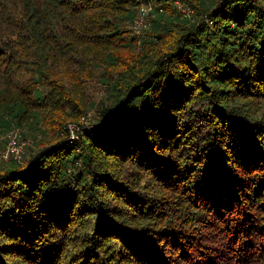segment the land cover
<instances>
[{"label":"trees","instance_id":"16d2710c","mask_svg":"<svg viewBox=\"0 0 264 264\" xmlns=\"http://www.w3.org/2000/svg\"><path fill=\"white\" fill-rule=\"evenodd\" d=\"M150 1L0 0V264H264V0Z\"/></svg>","mask_w":264,"mask_h":264},{"label":"built area","instance_id":"2783aa9c","mask_svg":"<svg viewBox=\"0 0 264 264\" xmlns=\"http://www.w3.org/2000/svg\"><path fill=\"white\" fill-rule=\"evenodd\" d=\"M174 7L185 17H190L192 11L185 7L180 0H174ZM153 4L150 0H138L137 4V15L133 20L130 30L132 31L133 37L137 40V46L139 47L142 41L143 33L150 26V18L153 12ZM93 129L92 123L89 119H83L81 126L68 125V142H73L77 140L78 133L80 131ZM18 137V132L14 131L8 134L9 144L8 149L3 155V159L7 160L9 155H12L14 159L18 162L22 161L23 148L22 145L18 146L15 139Z\"/></svg>","mask_w":264,"mask_h":264},{"label":"rangeland","instance_id":"374dc122","mask_svg":"<svg viewBox=\"0 0 264 264\" xmlns=\"http://www.w3.org/2000/svg\"><path fill=\"white\" fill-rule=\"evenodd\" d=\"M136 2L138 4V0H136ZM172 4L174 5V0H172ZM142 41H143V37H142ZM133 46L135 47V49L137 51L140 50V49H137V40L136 39L134 40V45ZM84 116H85V118L89 119L90 121L93 120L94 119V110L93 109L88 110V112H86L84 114ZM26 137L21 136V141L23 143L22 145H24V149H23L24 155H23V158H22V160L24 159L23 161H27L29 159V155H33L34 152L41 147V146H37V144L35 142H32V139L28 135H26ZM64 137L65 136H62V134H60V137L55 138V140H61ZM47 140H49V139H47ZM74 172H76V171H74ZM67 179H68V182L71 184L70 180L72 181V177H69Z\"/></svg>","mask_w":264,"mask_h":264}]
</instances>
